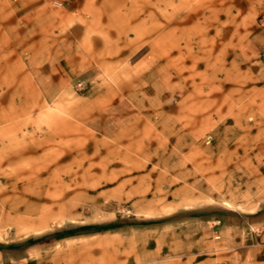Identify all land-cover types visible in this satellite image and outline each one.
Segmentation results:
<instances>
[{"label": "rangeland", "instance_id": "1", "mask_svg": "<svg viewBox=\"0 0 264 264\" xmlns=\"http://www.w3.org/2000/svg\"><path fill=\"white\" fill-rule=\"evenodd\" d=\"M263 225L264 0H0V264H258Z\"/></svg>", "mask_w": 264, "mask_h": 264}, {"label": "crops", "instance_id": "2", "mask_svg": "<svg viewBox=\"0 0 264 264\" xmlns=\"http://www.w3.org/2000/svg\"><path fill=\"white\" fill-rule=\"evenodd\" d=\"M264 232V225L261 227V233H259L258 237L256 238L257 240V245H254L255 248H258V257H257V263L258 264H264V243L263 242V235ZM9 257H14L13 253H9V252H4V251H0V260L4 261L6 260V258ZM13 262V261H12Z\"/></svg>", "mask_w": 264, "mask_h": 264}]
</instances>
